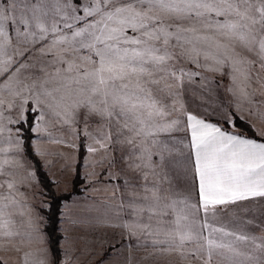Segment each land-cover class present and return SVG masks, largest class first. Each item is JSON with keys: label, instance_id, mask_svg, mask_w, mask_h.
Listing matches in <instances>:
<instances>
[{"label": "snow or ice", "instance_id": "6c2138e0", "mask_svg": "<svg viewBox=\"0 0 264 264\" xmlns=\"http://www.w3.org/2000/svg\"><path fill=\"white\" fill-rule=\"evenodd\" d=\"M33 51L48 59L41 75L22 85L39 106L29 110L38 111V124L46 109L59 123L82 115L107 127L96 138L99 148L88 152L118 146L123 153L124 167L134 174L121 195L120 209L132 218L123 227L150 241L145 260L168 253L212 264L219 249L232 254L233 264L260 260L212 234L251 241L262 254L264 234L226 231L208 217L264 198V142L198 118L184 97L210 72L227 78L225 91L238 110L253 103L256 86L264 89V0H0V75L12 79L31 67L21 61ZM5 103L0 99V108ZM258 115L264 120V112ZM235 119L243 117L231 109L223 113L225 124L235 127ZM182 125L190 139L177 152L173 134ZM14 151L19 142L9 137L0 147V246L9 247L19 235L12 210L22 207L17 195H23L12 171L21 166ZM169 164L183 165L182 179L169 174ZM24 264L52 262L42 251H26Z\"/></svg>", "mask_w": 264, "mask_h": 264}, {"label": "rangeland", "instance_id": "374dc122", "mask_svg": "<svg viewBox=\"0 0 264 264\" xmlns=\"http://www.w3.org/2000/svg\"><path fill=\"white\" fill-rule=\"evenodd\" d=\"M19 59L17 57V60ZM47 59V57L41 56L39 52L33 51L32 56L27 61H21L32 65L31 67L22 68L18 73L13 72L12 79L0 75V99L6 102L5 106L0 108V112H3L0 123L4 126V130L0 133L7 134V137H11L13 142L21 140L23 132L19 125L26 121L29 113L33 115L32 133L34 138L32 147L45 171H48L49 178L51 179L49 174L55 178L56 182L51 180L58 195L73 192L74 182L78 174L77 166L80 162V153L83 151L84 155L80 168L81 182L77 187L80 193L72 195L68 201L62 204L59 216V232L61 220V225L63 226L66 223L68 228H71L73 223H79V228L81 225L80 230H84V234L80 238L84 240L86 250L90 251L88 260L84 262L85 264H193L189 260H182L177 255L168 253H157L145 260L147 253L153 251L151 243H145L146 239L144 237L129 236L123 227L124 224L131 222L132 218L120 209L121 195L126 187L125 181L130 180L134 174L128 172L124 167L121 160L123 153L118 146L114 149L109 148L107 151L88 152L89 146L99 148L96 138L108 131L107 127L98 121V118L77 115L74 121L63 124L57 122V118L45 109V117L38 124V111L29 109H39V106L33 98L29 97L28 92L24 90L22 85L30 84L34 77L41 75L40 68L44 66ZM202 75L207 79L200 81V78L197 77L198 83L191 85L184 97V103L190 113H205L210 104L225 101L226 95L236 102L231 94L225 91V85L228 83L227 78L221 80L220 77L210 72L202 73ZM217 81H219V86ZM18 91L23 93L22 97L13 95ZM263 95L264 89L256 86L255 100L261 102ZM23 99H27L28 103L23 104L21 114ZM8 102H13L11 109L7 107ZM37 127H39V131L34 130ZM182 128L183 125L179 131L173 134L172 143L175 144L177 152L182 146L180 143L182 139L179 138ZM25 160L34 172L31 161L26 156ZM170 168L174 167L169 164ZM90 173L96 175L90 176ZM34 176L37 179L35 172ZM57 189L61 190L62 193L57 192ZM48 200L49 205L43 209L44 216L50 208V199ZM238 209L243 210L239 211ZM234 211L233 219L236 221L228 225L229 228L226 231L238 234L247 235V233H251L252 230L248 231L246 229L249 228V224L256 223L258 216L261 219L264 217L260 205L239 206ZM100 213H103L104 216V234L101 237L96 233ZM212 238L224 243H233V246L238 250L248 255L260 257L259 261L244 260V264H262L264 262V254L255 249L251 241H237L234 237L224 236L219 232L213 233ZM260 242V240H257V243ZM145 245H148L147 251ZM101 250L103 252L102 258L99 255ZM203 251L206 256V249ZM95 257L96 260L93 261L92 259ZM233 259L232 254L226 249H219L213 255L212 264H233ZM239 259L243 260V257Z\"/></svg>", "mask_w": 264, "mask_h": 264}, {"label": "crops", "instance_id": "0c3cea01", "mask_svg": "<svg viewBox=\"0 0 264 264\" xmlns=\"http://www.w3.org/2000/svg\"><path fill=\"white\" fill-rule=\"evenodd\" d=\"M255 99L256 98L254 97L253 103L250 106L245 105L242 109L238 110L236 108V102H234L233 99L228 98L226 95L225 101L223 100L219 103L210 104L205 113L192 112V114L196 115L198 118L205 119L207 122L216 123L227 131L237 133L243 137L254 139L257 142H264V131H262V129H264V120H261L258 115L259 112H264V102H262L264 101V95L263 99H261V102H257ZM249 107H251L254 115H249ZM229 109L236 111L238 117H243L241 120L248 123L255 130L257 138H251L236 126L232 127L231 125L224 123L223 113L229 111ZM7 138V134L0 133V147L7 146ZM179 138L182 139L181 141L184 143H187V140L190 139V133L186 134L182 128L181 136H179ZM18 142L19 151H14L12 156H14L16 160L20 161L21 166L12 169V171L15 174L17 187L19 188L20 192L23 193V195H17V199L21 202L22 207H17L12 210V219L15 221V229L19 235L13 241L11 247L8 245L0 246V260H3L4 264H24V253L26 251L32 252L33 254H37L39 251H42L46 254L47 258L52 262V264H55L49 246V239L45 231L46 220L43 214V209L49 205V200L45 197V192L41 187L38 178L36 179L34 176L35 170L33 172L25 160L26 155L24 152L23 138L21 140L19 139ZM181 148L182 146L178 150L180 151ZM184 151L186 152L187 149H184ZM179 158L180 157L177 156L178 160ZM173 169L174 168H168L169 174L175 178L177 173H179L182 179L183 165L177 166L174 170ZM49 175L51 179L56 182L53 175ZM3 179V177H0V182H3ZM57 192L62 193V191L58 189ZM246 205H260L262 212H264V198H251L249 200L240 202L239 205L229 206V209L226 211H218L214 217L209 215L208 222L214 227H223L225 230H227L229 228L228 225H231L234 221H236L233 219L235 208ZM20 212H23L24 215H20ZM98 221L99 224L97 225L96 233L101 237L104 234L103 213H100L99 220H97V222ZM61 222L60 232L63 236L60 244L62 251L61 264H85L84 262L88 260V254L90 251H88V249L86 250V247L84 246L86 244L84 240L81 239L82 234H84V230H80L81 225L79 228V223H73V226L68 228L66 223L62 226ZM200 222L202 223L203 221ZM246 229H248V231L252 230L251 233H247V235L250 236L259 237L264 234V217L261 219V217L259 218L258 216L256 223L249 224V228ZM204 234L208 235L207 229H205ZM144 242L147 244L150 243V241L146 240ZM15 248H20L21 251L17 252L15 251ZM99 255L101 258L103 257L102 250L100 251ZM92 260H96V257Z\"/></svg>", "mask_w": 264, "mask_h": 264}, {"label": "trees", "instance_id": "16d2710c", "mask_svg": "<svg viewBox=\"0 0 264 264\" xmlns=\"http://www.w3.org/2000/svg\"><path fill=\"white\" fill-rule=\"evenodd\" d=\"M34 125V117L30 113L27 116V119L24 123L19 125L21 129L23 142H24V152L26 157L33 164L35 173L39 180L41 187L43 188L45 195L50 199V208L45 212L46 225L45 231L49 239V246L51 253L54 259L55 264H60L61 261V248L60 243L62 235L59 232V216L61 214V206L65 201H68L72 195L80 193L78 190V185L81 182L80 179V168L81 160L83 158V151L80 153V162L77 166V176L74 182L73 192L66 195H58L54 190V183L49 178L47 172L45 171L40 159L35 154L32 147V140L34 135L32 133V128ZM235 126L240 129L242 132L246 133L251 138H257L255 130L245 121L241 119H235Z\"/></svg>", "mask_w": 264, "mask_h": 264}]
</instances>
